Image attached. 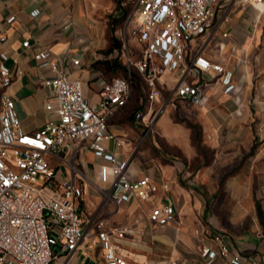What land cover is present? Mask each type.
<instances>
[{"label": "crops", "instance_id": "crops-1", "mask_svg": "<svg viewBox=\"0 0 264 264\" xmlns=\"http://www.w3.org/2000/svg\"><path fill=\"white\" fill-rule=\"evenodd\" d=\"M117 5V0H0V53L7 55L6 63L15 71L23 70L14 74L8 90L16 99L26 131H36L45 123L49 117L46 102L53 98L43 82L49 70L34 58L39 47L81 58L79 65L71 64L70 74L83 81L93 104L99 100L96 79L120 73L108 69L106 63L116 49L107 52L112 16L119 13ZM35 9H40L36 15ZM229 15L230 20L211 35L196 36L188 52L191 60L201 49L203 56L234 71L232 90L226 91L222 78H215L207 85L201 105H194L202 131L214 140L215 156L208 167L191 169L160 161L138 166L140 173L149 174L160 185L168 182L169 189H160L154 200L133 198L118 203L101 190L110 189L99 175L102 159L86 141L76 153L75 162L86 174L80 179L84 195L79 209L84 224L95 239L100 221L108 230L126 228L123 236L113 234L112 239L127 264H223L221 256L208 263L202 252L204 247L218 248L213 236L217 231L228 235L232 251L253 254L264 263V230L256 208V199L264 208V3L235 5ZM28 37L32 46H23ZM200 77L188 76L190 80ZM162 78V92L171 93L179 71ZM113 119L112 131L123 143L118 146L109 139L106 144L123 156L131 139L127 129ZM72 155V151L64 152L67 159ZM49 159L59 171L63 160ZM224 166H229L225 177ZM220 190L225 191V198L215 205L216 200L207 196ZM167 200L176 205L175 218L165 225L151 221V208ZM84 245L63 256L64 264L105 260L107 250L100 241Z\"/></svg>", "mask_w": 264, "mask_h": 264}, {"label": "built area", "instance_id": "built-area-1", "mask_svg": "<svg viewBox=\"0 0 264 264\" xmlns=\"http://www.w3.org/2000/svg\"><path fill=\"white\" fill-rule=\"evenodd\" d=\"M262 3L264 0H123L131 7L119 29L122 45L111 54L124 62L127 73L98 77L99 100L94 104L85 94L83 81L70 74L71 64L79 65L81 58L39 47L34 58L49 70L43 82L52 90L53 98L45 106L48 119L33 132L25 130L16 99L8 90L14 74L23 70L15 71L6 63L7 55L0 53V264H64L63 256L83 248L90 240L100 241L107 250L105 260L94 264H127L112 239L113 234L123 236L126 228L108 230L100 221L95 239L84 224L79 209L84 195L80 179L86 174L75 162L82 141L102 159L99 175L110 184L109 191L101 189L106 197L118 203L158 198L160 189H169L168 182L160 185L149 174L140 173L106 144L109 139L118 146L123 143L112 131L110 121L130 99L133 68L148 86L145 107L136 112V119L145 124L154 122L160 112L155 105L163 96L162 77L168 72L179 71V78L164 104L179 99L201 105L207 85L219 77L226 91L232 90L234 71L203 56L201 49L190 60V42L196 36L211 35L222 22L227 23L235 5ZM39 12L35 9L33 14ZM132 39L138 45L132 44ZM23 46H32L29 37ZM192 74L202 77L190 80ZM65 151H72V157L67 159ZM50 157L65 161L69 175H59ZM175 216L172 200L156 204L149 211L150 220L161 225ZM213 236L218 248L204 247L202 251L208 263L221 256L223 264H264L253 254L232 251L224 232L217 231Z\"/></svg>", "mask_w": 264, "mask_h": 264}, {"label": "rangeland", "instance_id": "rangeland-1", "mask_svg": "<svg viewBox=\"0 0 264 264\" xmlns=\"http://www.w3.org/2000/svg\"><path fill=\"white\" fill-rule=\"evenodd\" d=\"M132 44L138 45L134 39ZM135 55L138 57L139 53ZM163 92L161 100L155 105L160 112L154 122L145 124L137 119L131 120L130 117L137 112L138 105L145 104L148 94L146 80L142 75L135 74L128 104L113 117V121L117 120L127 129L131 139L127 151L123 152V158L138 170V166L152 165L159 161L177 162L181 167L188 166L191 169L208 167L215 156L214 140L202 131L197 118L198 109L189 101L179 99L164 104L170 92L166 89ZM221 170L225 177L229 166H224ZM58 173L62 176L69 175L70 169L65 161L60 164ZM224 192L220 190L207 197L216 200L217 205L225 198ZM262 228L264 230L263 224Z\"/></svg>", "mask_w": 264, "mask_h": 264}, {"label": "trees", "instance_id": "trees-1", "mask_svg": "<svg viewBox=\"0 0 264 264\" xmlns=\"http://www.w3.org/2000/svg\"><path fill=\"white\" fill-rule=\"evenodd\" d=\"M117 4L118 5H117V10L116 11L119 12V13L115 14V15L113 14V16H112V25H111L112 34H111V37H110L111 44L108 47L107 52H111L115 48H120L121 47L122 39L116 34V28L120 27L123 24V22H124V20L126 18V15H127L128 11L130 10V7H131L130 4H123V0H117ZM106 63H107L108 69H113L114 71L120 72L117 75H126L127 68H126V65L122 62L121 59L113 57L111 59H107ZM136 73L142 75L137 69L133 68L132 85H133L134 76H135ZM144 106H145V104L143 105V103H142V104L138 105V109L144 108ZM130 119L135 121L136 120V113H134L130 117ZM197 127L200 130L199 126H197ZM256 208H257L258 217H259L261 223L264 225V208H263L262 203H261V201L259 199H256Z\"/></svg>", "mask_w": 264, "mask_h": 264}]
</instances>
